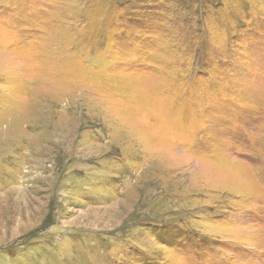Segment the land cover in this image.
<instances>
[{
    "label": "rangeland",
    "instance_id": "obj_1",
    "mask_svg": "<svg viewBox=\"0 0 264 264\" xmlns=\"http://www.w3.org/2000/svg\"><path fill=\"white\" fill-rule=\"evenodd\" d=\"M0 264H264V0H0Z\"/></svg>",
    "mask_w": 264,
    "mask_h": 264
}]
</instances>
